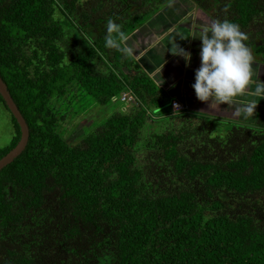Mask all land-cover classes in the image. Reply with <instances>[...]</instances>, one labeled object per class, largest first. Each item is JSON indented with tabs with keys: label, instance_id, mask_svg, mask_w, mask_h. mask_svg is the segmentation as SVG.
<instances>
[{
	"label": "trees",
	"instance_id": "1",
	"mask_svg": "<svg viewBox=\"0 0 264 264\" xmlns=\"http://www.w3.org/2000/svg\"><path fill=\"white\" fill-rule=\"evenodd\" d=\"M170 1L0 0V72L30 128L0 170V264H264V105L251 123L177 109L105 47L110 18L130 36ZM193 1L264 63V0ZM0 102L15 129L1 159L21 128ZM90 106L112 109L69 141Z\"/></svg>",
	"mask_w": 264,
	"mask_h": 264
},
{
	"label": "crops",
	"instance_id": "2",
	"mask_svg": "<svg viewBox=\"0 0 264 264\" xmlns=\"http://www.w3.org/2000/svg\"><path fill=\"white\" fill-rule=\"evenodd\" d=\"M213 21L215 19L200 9L193 0L169 2L128 36L126 46L133 50L139 66L135 69L125 67L124 72L132 76L137 70H142L164 91L180 98L190 108L208 112L210 109L204 108L208 106V102L197 98L192 84L195 82V70L201 64L200 37ZM177 45L192 53L190 64H186L181 55L172 53L171 50H177ZM252 85L255 87V83ZM253 92L254 88H247L244 93L235 97L243 96L246 100V104L241 103L242 108L262 105V98L253 95ZM234 102L232 100L229 104H221L220 108H227Z\"/></svg>",
	"mask_w": 264,
	"mask_h": 264
},
{
	"label": "clouds",
	"instance_id": "3",
	"mask_svg": "<svg viewBox=\"0 0 264 264\" xmlns=\"http://www.w3.org/2000/svg\"><path fill=\"white\" fill-rule=\"evenodd\" d=\"M105 47L116 49L121 53L132 56L133 50L126 46L128 36L122 25L113 19L107 21ZM201 64L195 70V82L192 88L199 100L208 102L212 111L220 109L221 104H229L238 95L245 92L250 84L255 83L253 95L264 98V81L253 80L254 56L247 45V35L239 24L228 20H215L204 29L200 37ZM173 54L181 55L186 64L191 63L192 53L177 45ZM256 104L249 106L242 113L245 118L255 110ZM241 115V113H237Z\"/></svg>",
	"mask_w": 264,
	"mask_h": 264
},
{
	"label": "rangeland",
	"instance_id": "4",
	"mask_svg": "<svg viewBox=\"0 0 264 264\" xmlns=\"http://www.w3.org/2000/svg\"><path fill=\"white\" fill-rule=\"evenodd\" d=\"M172 2L176 3V2H178V0H171L170 4ZM259 21L263 22V20H259ZM258 28H259V25H258ZM246 32H247V29H244V33H246ZM248 35H250V33ZM254 35L255 36L253 39L254 40L256 39L258 41L259 37H260L258 35V31L256 33H254ZM246 43L251 48L252 54H253L254 59H255L253 61V67H254L253 79L256 82L264 81V63L262 61H260L259 56L257 54H255V52L258 49V46H256V44L252 43L251 39L250 40L247 39ZM248 88L251 90L252 88H255V87H253V85L251 84L248 86ZM242 97L243 96H241V98L239 97V98L233 99V101H235V102L233 104H231L230 106H228L227 108L222 107L217 111H212V110H209V111L213 114H217V115H221V116H227V117H231V118L232 117L238 118L244 122L251 123L255 120L257 114L254 111L247 118L244 117V115L242 113H244L250 105L249 106L247 105L248 106L247 108H242V104L247 103L246 100H244ZM122 102H123L122 100H118L115 103L114 107L120 106L122 104ZM126 103L128 104L129 107L136 104V102H126ZM183 104L185 105V103H183ZM240 104H241V106H239ZM262 105H264V98H262ZM244 107H246V106H244ZM89 108H88V111H86L85 113L75 117L73 120H67L64 123V129L66 131L65 137L69 141L76 142L77 140H79V138L83 134H85L87 131H89L91 128H93V126L97 122L102 120V118L105 115H108L112 109L111 106L110 107L90 106ZM201 108H203V107H201ZM204 108L209 109L208 106L204 107ZM257 108L258 107H255V109H257ZM237 113H241V115H237ZM144 132H147V130H145ZM14 133H15V129H14V123H13L12 116H11L9 110L5 107L4 103L0 102V147H3L5 144H7L13 138ZM145 134H143V135H145ZM140 154H141V152H138L137 156H139Z\"/></svg>",
	"mask_w": 264,
	"mask_h": 264
},
{
	"label": "water",
	"instance_id": "5",
	"mask_svg": "<svg viewBox=\"0 0 264 264\" xmlns=\"http://www.w3.org/2000/svg\"><path fill=\"white\" fill-rule=\"evenodd\" d=\"M0 93L3 96L7 107L16 117L20 125V128H21V139L19 140L18 144L10 152H8L4 157L0 159V170H1L3 167L13 162L14 159L18 157L23 152V150L26 148L28 141H29L30 128L27 123V120L25 119L17 103L13 99L8 89V85L2 78L1 72H0Z\"/></svg>",
	"mask_w": 264,
	"mask_h": 264
},
{
	"label": "built area",
	"instance_id": "6",
	"mask_svg": "<svg viewBox=\"0 0 264 264\" xmlns=\"http://www.w3.org/2000/svg\"><path fill=\"white\" fill-rule=\"evenodd\" d=\"M121 99L125 102H136L135 97L131 94L129 91H124L121 94ZM174 107L177 109H182L184 108V104L178 101H175L173 103Z\"/></svg>",
	"mask_w": 264,
	"mask_h": 264
}]
</instances>
